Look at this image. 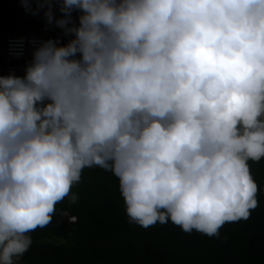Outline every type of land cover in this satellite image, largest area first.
Returning <instances> with one entry per match:
<instances>
[{"label":"clouds","instance_id":"obj_1","mask_svg":"<svg viewBox=\"0 0 264 264\" xmlns=\"http://www.w3.org/2000/svg\"><path fill=\"white\" fill-rule=\"evenodd\" d=\"M40 9L66 43L0 33L25 69L0 75V264H16L94 166L118 178L130 222L144 228L171 221L218 237L247 219L258 206L249 161L264 158V0Z\"/></svg>","mask_w":264,"mask_h":264},{"label":"trees","instance_id":"obj_2","mask_svg":"<svg viewBox=\"0 0 264 264\" xmlns=\"http://www.w3.org/2000/svg\"><path fill=\"white\" fill-rule=\"evenodd\" d=\"M37 3L0 0V33L44 32L66 43L70 36L55 20L48 23L44 10L36 11ZM60 15L56 9L55 17ZM249 165L258 185V206L247 219L226 222L218 237L184 232L171 221L148 228L130 222L118 178L100 167L85 168L69 195L56 204L51 222L30 233L33 243L16 264H264V158ZM73 193L78 195L74 203Z\"/></svg>","mask_w":264,"mask_h":264},{"label":"bare ground","instance_id":"obj_3","mask_svg":"<svg viewBox=\"0 0 264 264\" xmlns=\"http://www.w3.org/2000/svg\"><path fill=\"white\" fill-rule=\"evenodd\" d=\"M35 36H36L37 42L41 41V40L48 39V34L44 33V32H35ZM15 61H17L16 58L10 62L9 67H12V68L18 70L20 72V74H22L21 72H24L25 69L22 68L20 65H17L15 63Z\"/></svg>","mask_w":264,"mask_h":264},{"label":"rangeland","instance_id":"obj_4","mask_svg":"<svg viewBox=\"0 0 264 264\" xmlns=\"http://www.w3.org/2000/svg\"><path fill=\"white\" fill-rule=\"evenodd\" d=\"M4 38L6 39V35H0V56L2 57V60L1 61H4L5 62V65L6 66H9L10 65V62L9 61V57H5L4 55ZM4 70H7V67H5V69L3 68L2 71L4 72ZM0 75H2V73H0Z\"/></svg>","mask_w":264,"mask_h":264},{"label":"built area","instance_id":"obj_5","mask_svg":"<svg viewBox=\"0 0 264 264\" xmlns=\"http://www.w3.org/2000/svg\"><path fill=\"white\" fill-rule=\"evenodd\" d=\"M34 41H37V40H36V39H33V40H32L33 44H34ZM18 44L21 45V46H23V45H24L23 40H22V39H19ZM22 53H23V51L20 52V54H22Z\"/></svg>","mask_w":264,"mask_h":264}]
</instances>
